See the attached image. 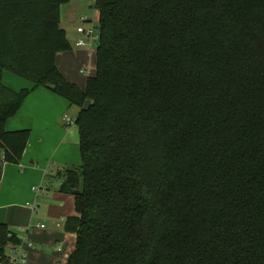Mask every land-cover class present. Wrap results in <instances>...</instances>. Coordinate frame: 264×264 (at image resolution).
Returning a JSON list of instances; mask_svg holds the SVG:
<instances>
[{"label": "trees", "instance_id": "16d2710c", "mask_svg": "<svg viewBox=\"0 0 264 264\" xmlns=\"http://www.w3.org/2000/svg\"><path fill=\"white\" fill-rule=\"evenodd\" d=\"M70 1L0 0L4 160L26 150L30 130L7 122L34 89L78 108L67 264H264V0H95L85 90L56 62ZM5 71L34 86L13 90ZM21 243L0 222V260Z\"/></svg>", "mask_w": 264, "mask_h": 264}, {"label": "crops", "instance_id": "0c3cea01", "mask_svg": "<svg viewBox=\"0 0 264 264\" xmlns=\"http://www.w3.org/2000/svg\"><path fill=\"white\" fill-rule=\"evenodd\" d=\"M94 3L95 0H71L62 5L61 26L73 18L82 20L84 16L92 18L97 23L99 12L95 8L93 10L90 8ZM63 28L67 32L72 49L59 53L56 62L59 70L66 75L64 68L68 67L69 61L79 58L83 62L87 56L90 58L94 54L96 56L97 45L95 48L89 45L78 47L76 42L80 38V34L77 29L70 30L65 26ZM59 59H61V65ZM87 70L86 74H89L90 67ZM9 73L12 72L5 71L3 73V83L13 90L18 91L20 86L23 88L34 86L32 81L24 82L19 80V77L10 76ZM57 95L49 88L39 87L34 89L25 101L37 100L43 110L49 108L54 111L66 108L68 106L66 102L58 98ZM24 107L23 109L22 105L20 111L7 122L8 130L29 129L30 137L19 164L0 162V222L7 224L17 233L18 238L28 245L25 250L27 261L16 264H67L69 255L76 247L77 237L74 233L66 232L64 224L67 216L76 214L75 198L72 194L60 191L63 174L56 166L61 164L79 167L82 164L77 156H74L72 160L56 158L55 166L47 162L54 148L59 152L60 142L56 146L53 137L48 133L47 118L39 121L38 109L34 113L30 107ZM72 107L78 114V108ZM77 114H75L74 120ZM72 143L78 150L79 133L77 144L75 135H73ZM0 157L4 158V149L2 148H0ZM55 174L60 177H55ZM12 245H8L6 259L0 260V264H10L7 257L11 254Z\"/></svg>", "mask_w": 264, "mask_h": 264}, {"label": "rangeland", "instance_id": "374dc122", "mask_svg": "<svg viewBox=\"0 0 264 264\" xmlns=\"http://www.w3.org/2000/svg\"><path fill=\"white\" fill-rule=\"evenodd\" d=\"M90 8H92L93 10L95 7L90 6ZM92 10L90 11L91 14L93 12ZM79 24L89 27L93 25V20L88 21V22L86 21L82 22L81 18L80 19L73 18L72 20L64 22L62 27L65 26V27H68L70 30L72 28L76 30ZM95 47L96 45L93 46V48ZM71 52L74 54L73 51ZM59 63L61 65V59H59ZM67 65L68 67L64 68V71H66V75L64 74L66 78L70 82L77 84L82 90H85L87 78L95 74V69H96L95 54L91 58L87 56L85 58V61L83 62L79 58L77 60L73 59L72 61H69ZM89 67H90L89 74H82L80 72L82 68L88 69ZM9 75L14 76L16 78L19 77V80H23L24 82L29 83L30 81L29 79L21 77L15 73H9ZM21 88H23V86H20L19 90H21ZM57 96L58 98L66 102V104L68 105L66 108H59V110H54V111H51V109L49 108H46L43 110L40 107V104L37 102V100L34 101L32 99V101L30 102L29 101L24 102L23 109L25 108L24 106H28L30 107L31 110L34 111V113L37 112L36 110L38 109V114L40 115L39 121L47 118V125H49L47 129L48 133L53 137V140L56 142V146L60 142L58 145L59 152H57L54 148L49 158L47 159V162H50L52 166H55V164L57 163L56 158H60V160L61 159L72 160L74 156H77L78 159L80 160V164H82V159L79 153V149L76 150V147H74L72 143L73 135H75L76 144H77L78 126L74 122V117H75V114H77V111L74 110V108L72 107L73 105L72 106L70 105V101L67 98L61 95H57ZM88 105H89V101H87V106ZM35 116L37 117V113L35 114ZM0 162L5 163L6 161L3 160V158L1 159L0 157ZM71 167H78V166H68V165H61V164L56 166V168H58V170L62 174H63L64 169L71 168ZM55 177H60V175L55 174Z\"/></svg>", "mask_w": 264, "mask_h": 264}, {"label": "built area", "instance_id": "2783aa9c", "mask_svg": "<svg viewBox=\"0 0 264 264\" xmlns=\"http://www.w3.org/2000/svg\"><path fill=\"white\" fill-rule=\"evenodd\" d=\"M82 20L83 22H85L89 20V17L84 16ZM77 31L80 34V38L76 42V45L78 47L88 46V45L93 47L94 45H97L100 38V34H99V30L96 27V22H94V20L92 26L88 27V26L80 25L78 26ZM81 73L86 74L88 73V70L82 69ZM38 226L44 227L45 225H38ZM27 246L28 245L24 242H22L21 244H13L12 245L13 249L11 251V254L9 257H7L9 263L10 264L25 263L27 261V255L25 251Z\"/></svg>", "mask_w": 264, "mask_h": 264}]
</instances>
